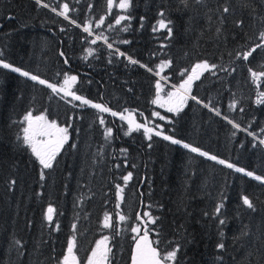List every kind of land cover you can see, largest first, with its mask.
Listing matches in <instances>:
<instances>
[{"label": "trees", "instance_id": "trees-1", "mask_svg": "<svg viewBox=\"0 0 264 264\" xmlns=\"http://www.w3.org/2000/svg\"><path fill=\"white\" fill-rule=\"evenodd\" d=\"M43 2L49 7L35 0H0L3 58L57 86L65 73L76 75L77 95L118 114L134 111L141 124L182 143L154 134L149 140L143 129L129 132L118 115L0 69V264H57L73 236L76 255L85 262L105 235L113 248L112 264H130L137 235L131 228H144L136 217L145 211L158 218L147 228L161 254L180 245L176 264H264V185L182 146L188 143L264 174V145L259 144L264 139V104L256 103L264 78L257 87L249 73V68L264 71V48L247 61L239 58L261 42L264 0H187V6L181 0H131L126 11L115 6L119 0L111 9L107 0ZM65 3L68 20L57 15ZM160 12L172 22L171 37L166 29L153 31ZM121 14L130 19L117 25ZM101 18L104 23L97 27ZM89 24L92 35L83 31ZM127 57L139 63L131 64ZM168 60L170 67L156 75L160 62ZM202 61L217 67L193 82L190 96L196 100L189 98L179 114L160 111L152 103L156 82L162 92L172 90L186 78L181 76L185 69ZM29 111L61 127L71 125L69 140L51 169H43L17 139ZM154 112H163L166 119ZM109 128L112 134L105 139ZM129 172L132 178L125 186L122 177ZM117 184L124 188L123 200L116 195ZM244 195L256 211L242 204ZM49 205L56 209L52 226L45 219ZM105 213L112 217L111 229L102 226ZM117 213L128 219L120 222ZM117 229L120 235H115ZM219 242L224 249L217 248Z\"/></svg>", "mask_w": 264, "mask_h": 264}, {"label": "snow or ice", "instance_id": "snow-or-ice-1", "mask_svg": "<svg viewBox=\"0 0 264 264\" xmlns=\"http://www.w3.org/2000/svg\"><path fill=\"white\" fill-rule=\"evenodd\" d=\"M36 4L42 7H49L48 4L44 3L43 0H35ZM182 3L187 6V0H181ZM202 0H196V3H201ZM115 4V0H107V6L109 9L113 8ZM123 10H128L131 7V0H119L118 4L115 5ZM53 12H57L56 8H52ZM224 12H228V8L223 9ZM69 5L67 3L63 4L62 11L57 12V15L63 16L66 20L69 19ZM159 16L161 19L158 21V28L154 27L153 31H158L159 29H166L168 33V37H171L172 35V28L169 27V24H171V21L166 22L164 19V13L160 12ZM130 19L129 16L121 15L119 16L115 23L119 25L121 21ZM71 23L75 24L76 21H71ZM104 23V19L101 18L99 22L97 23V27H100L101 24ZM79 27V25H77ZM111 27V25H109ZM127 30V28L123 29ZM83 31L88 33L89 35H92V29L91 25H85L83 27ZM102 37L97 36L96 39H101ZM96 39L92 40L91 42L93 44L96 43ZM105 41L107 40L106 37H104ZM260 43H257L254 47L250 48L248 51L243 52L240 55V59H243L244 61H247L249 57L253 55L254 52L257 51V49L264 48V32L260 33ZM124 43H129V41H123ZM109 48H112V44H108ZM119 50L117 49V52ZM89 54H91V50H89ZM61 55L63 56L64 53L61 52ZM119 55L123 56L124 53L120 52ZM129 62L131 64H137L139 63L137 60L132 59L131 57H127ZM64 63H68V60L65 59ZM171 61H161L158 65L159 71H157L155 74L160 75V72H162L165 68L170 67ZM141 67H146V65H141ZM217 65L215 64H209L207 61H202L200 63L195 64L190 70L185 69L181 76H185L186 78L183 79V82L180 83L178 87H175V91L167 93L166 98L162 97L160 93L163 91L161 84L159 81L156 82V99L152 101L153 104H158L160 107L167 109V112L169 113H177L179 114L182 110L184 105L186 104L187 100L189 98L196 100L195 96H190L192 92V86L193 82L197 81L201 78L204 72H209L215 69ZM0 69H7L14 73H19L20 76L26 77L30 79L31 81H34L40 85L46 86L48 89H51L52 93L54 94H63V97H71L72 100L80 101L83 105H89L94 109L99 110L101 113H111L112 116L119 115L121 120H126L128 123L129 132L132 131H139L140 129H143V132L145 136L149 140L152 138V134L156 136H161L163 133L161 131H156L154 128L148 127L147 124H141L137 123L135 121V118L132 116L131 113H129L128 116H125L123 113H117L111 111L110 108L99 104V103H92L90 100L85 99L84 97L77 95L75 91H73V87L76 85L78 81V77L76 75H69L67 73L64 74L63 83L59 86H57L54 83H50L46 79H42L39 75L32 74L28 71H23L19 67H14L11 63L7 62L3 58V52H0ZM148 71H153L151 68L148 69ZM250 76L254 83H257V87L260 86L259 82L264 78V71L256 72L253 71L251 68H249ZM215 73L213 72V75ZM199 102V101H197ZM257 104H264V91H261L258 93V99L256 101ZM205 107H208V105H205ZM231 108H235L236 104L235 102L230 105ZM243 111V109H240ZM127 111V110H125ZM215 111V109H213ZM217 115H220V113L217 111ZM154 116L159 117V119L164 120L165 117L161 116L160 113L154 112ZM227 119V118H226ZM99 122L101 125L104 124L103 117L99 118ZM229 123L233 124L234 128H239L240 126L238 124L233 123L231 120L228 121ZM22 123L25 125L22 129V137L18 136L17 139L21 140L23 145L27 146L31 153L37 158L39 161V164L42 166L43 169H51L53 167V162L56 160V157L58 153L61 151L65 143L69 140V127L71 125H68L67 127H61L59 126L56 121H49L47 116L44 114L40 115H33L31 111L27 112L24 117ZM157 128L159 125L156 126ZM112 134V130L106 129L105 131V139H108ZM250 135H254L252 133H249ZM163 139L170 141L172 144H181L182 141L173 138L169 135H163ZM260 145H264V139L259 140ZM75 147V145H72ZM183 148L189 149L193 153H198L202 157H206L209 160L216 161L217 163L221 165H225L229 169H233L236 173H241L246 177H249L257 182H259L261 185H264V174L258 175L255 171L247 170L244 167H238L233 163H230L224 159H219L216 155H211L208 152L202 151L198 147H193L188 143H183ZM151 147V144L149 145ZM126 151V150H122ZM41 180L44 179V173L41 171L40 175ZM132 178V173L129 172L127 175L123 176L122 179L124 181L125 186L127 185L128 181ZM11 184H15V181H11ZM117 197L120 200H123V196L121 195L124 191V188L117 184ZM242 204L246 206L248 209H251L252 211H256V206L253 203V201L249 198V196L244 195L242 196ZM117 207L120 205L117 204ZM223 202L219 204L216 209L215 213L217 216H219L221 209L223 208ZM56 212V209L53 208L51 205L47 207L45 219L47 220L48 224L50 226L53 225L54 220V214ZM118 216V220L120 222L126 221L128 218L120 213L116 214ZM144 217H147V220L144 219ZM137 220L141 222V224L144 225V228L141 229V227L136 226L131 228V232L136 233L137 235L133 237L134 240V248L131 255V264H176L177 261V253L180 251V245H175L170 250L166 251L164 254H161V251L158 249V247L154 246V242L149 238V230L147 228L148 223L155 224L156 219L153 218L150 214V212L145 211L143 213V216H140L137 214L136 217ZM219 223L221 225L225 224V220L220 219ZM103 228L105 229H111L113 228L112 223V217L105 213L104 220H103ZM55 230L59 229V224L54 225ZM73 230L75 231L76 225H72ZM142 232V234H141ZM115 235H120L119 230L117 229L115 231ZM221 236H223V233H220ZM242 235H247L246 232L242 233ZM19 243V241H17ZM76 248H77V241L75 236H73L71 239L67 241V248L66 252L63 254L62 259L57 261V264H80V260L76 255ZM218 249H224L225 244L223 242H219L217 244ZM113 248L110 243V237L105 235L100 240H97L95 242V247L91 249L90 255L86 258V264H112L113 259ZM222 259V258H221Z\"/></svg>", "mask_w": 264, "mask_h": 264}, {"label": "rangeland", "instance_id": "rangeland-1", "mask_svg": "<svg viewBox=\"0 0 264 264\" xmlns=\"http://www.w3.org/2000/svg\"><path fill=\"white\" fill-rule=\"evenodd\" d=\"M121 10H123V9H121ZM122 15V14H121ZM63 83V81L61 82V84ZM60 84V85H61ZM74 88V87H73ZM73 90V89H72ZM74 91V90H73ZM173 91H175V88L174 89H169L168 91H166V92H161L160 93V95L162 96V97H165L166 98V96H167V93H169V92H173ZM61 95H63L62 93H61ZM66 98H71V97H66ZM75 101V100H74ZM78 102H80V101H78ZM81 103V102H80ZM83 105V104H82ZM156 106L158 107V109H160V111H167V109H166V107L165 108H162V107H160L158 104H156ZM185 106V105H184ZM129 113H131L132 114V116L135 118V121L137 122V123H140L139 121H138V119H137V115H136V113L134 112V111H130V110H127V111H124L123 112V114L125 115V116H128L129 115ZM158 113H160V115L161 116H164L165 117V119H166V116L163 114V112H158ZM118 117H119V115H118ZM157 117V116H156ZM120 118V117H119ZM157 118H159V117H157ZM125 122H127L126 120H124ZM128 124V123H127ZM66 144V143H65ZM65 146V145H64ZM63 146V147H64ZM139 227H141V226H139Z\"/></svg>", "mask_w": 264, "mask_h": 264}, {"label": "water", "instance_id": "water-1", "mask_svg": "<svg viewBox=\"0 0 264 264\" xmlns=\"http://www.w3.org/2000/svg\"><path fill=\"white\" fill-rule=\"evenodd\" d=\"M141 234H142V232H141ZM149 238L154 242V239L150 233H149ZM154 246H156L155 242H154ZM133 248H134V244H133ZM133 248H132V251H133ZM131 255H132V253H131ZM130 264H131V259H130Z\"/></svg>", "mask_w": 264, "mask_h": 264}, {"label": "flooded vegetation", "instance_id": "flooded-vegetation-1", "mask_svg": "<svg viewBox=\"0 0 264 264\" xmlns=\"http://www.w3.org/2000/svg\"><path fill=\"white\" fill-rule=\"evenodd\" d=\"M80 260V259H79ZM80 264H86V261L85 262H82L81 260H80Z\"/></svg>", "mask_w": 264, "mask_h": 264}]
</instances>
